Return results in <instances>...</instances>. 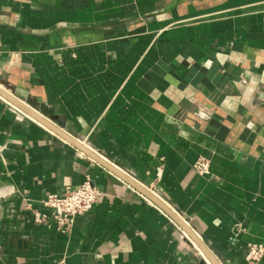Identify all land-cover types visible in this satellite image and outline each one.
<instances>
[{"label":"crops","instance_id":"crops-1","mask_svg":"<svg viewBox=\"0 0 264 264\" xmlns=\"http://www.w3.org/2000/svg\"><path fill=\"white\" fill-rule=\"evenodd\" d=\"M0 86L154 188L221 264H264L246 258L264 244V0H0ZM87 180L102 195L64 232L43 201ZM205 261L156 203L0 96V264Z\"/></svg>","mask_w":264,"mask_h":264},{"label":"water","instance_id":"water-1","mask_svg":"<svg viewBox=\"0 0 264 264\" xmlns=\"http://www.w3.org/2000/svg\"><path fill=\"white\" fill-rule=\"evenodd\" d=\"M0 96L4 99L18 107L24 113L28 114L30 117L41 123L42 125L48 127L56 134L60 135L64 139L68 140L79 150L84 152L86 155L92 157L97 162L104 165L106 168L110 169L122 179H124L127 183H129L132 187L136 188L140 192H142L148 199L152 200L156 203L167 215H169L184 231L185 233L193 240L196 246L204 254L207 262H202L201 264H221L209 247L205 244V242L197 235V233L192 229V227L188 224V222L181 217L176 211L172 210L160 197L155 195L150 189H148L144 184L136 180L130 173L124 172L121 169L115 167L113 164L93 152L89 149L81 140L78 138V132L74 129L70 124L67 125V121L63 117L54 114L52 109H48L46 105L38 103L36 99H29L28 104H25L11 93L6 91L4 88L0 86ZM26 97V95H23ZM48 116V118L46 117ZM54 122L59 123L62 126L67 127L69 133H65L62 131Z\"/></svg>","mask_w":264,"mask_h":264},{"label":"built area","instance_id":"built-area-1","mask_svg":"<svg viewBox=\"0 0 264 264\" xmlns=\"http://www.w3.org/2000/svg\"><path fill=\"white\" fill-rule=\"evenodd\" d=\"M193 167L199 174L212 175L211 160L209 158H199ZM101 195L102 192L99 187L95 186L90 180H87L83 185L69 190L65 195H48L43 204L51 212V216L56 221L58 228L65 232L77 215L85 214L98 203ZM44 218H38L37 220L41 222ZM246 258L248 261L254 263L263 259L264 244L249 243Z\"/></svg>","mask_w":264,"mask_h":264},{"label":"rangeland","instance_id":"rangeland-1","mask_svg":"<svg viewBox=\"0 0 264 264\" xmlns=\"http://www.w3.org/2000/svg\"><path fill=\"white\" fill-rule=\"evenodd\" d=\"M148 189H150V191H153V192H157L154 188H152L151 186L149 185H146L144 184ZM157 194V193H156ZM159 197V196H158ZM165 202V201H164Z\"/></svg>","mask_w":264,"mask_h":264},{"label":"bare ground","instance_id":"bare-ground-1","mask_svg":"<svg viewBox=\"0 0 264 264\" xmlns=\"http://www.w3.org/2000/svg\"><path fill=\"white\" fill-rule=\"evenodd\" d=\"M172 209V208H171ZM173 210V209H172Z\"/></svg>","mask_w":264,"mask_h":264}]
</instances>
